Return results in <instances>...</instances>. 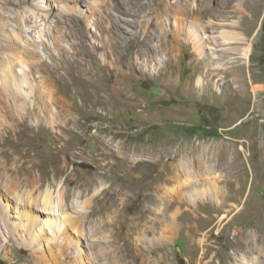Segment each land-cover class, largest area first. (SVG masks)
<instances>
[{"label": "rangeland", "instance_id": "1", "mask_svg": "<svg viewBox=\"0 0 264 264\" xmlns=\"http://www.w3.org/2000/svg\"><path fill=\"white\" fill-rule=\"evenodd\" d=\"M0 264H264V0H0Z\"/></svg>", "mask_w": 264, "mask_h": 264}, {"label": "bare ground", "instance_id": "2", "mask_svg": "<svg viewBox=\"0 0 264 264\" xmlns=\"http://www.w3.org/2000/svg\"><path fill=\"white\" fill-rule=\"evenodd\" d=\"M250 50H251V47L249 46V49H248V54L246 55V57L249 55V53H250ZM234 151H235V149H234ZM120 156H121V158H122V160H123V162L124 163H127L130 159H131V156H130V152L129 153H123V154H120ZM238 156H239V153L237 154H235V152H234V162L232 163V165L233 166H235V165H237V162H238ZM199 166H200V168L202 167V163H201V161L199 160ZM98 191L99 190H97L96 191V193H98ZM219 195L221 196L222 195V197L224 196V197H228V195L227 194H225V191H224V189H222L221 188V191L219 192ZM77 198H79V197H77ZM44 203H45V205L47 206V207H49V201L47 200V198H45V200H44ZM78 202H77V200L75 201V204H77ZM46 207V209H48ZM50 208V207H49ZM48 210H50V209H48ZM46 213H48V212H46ZM45 213V214H46ZM49 214V213H48ZM45 225H48V226H50V225H52V223H50V221H48V222H46V224Z\"/></svg>", "mask_w": 264, "mask_h": 264}]
</instances>
